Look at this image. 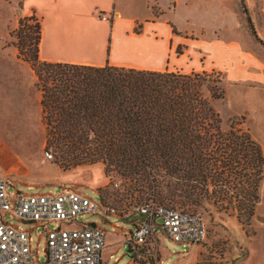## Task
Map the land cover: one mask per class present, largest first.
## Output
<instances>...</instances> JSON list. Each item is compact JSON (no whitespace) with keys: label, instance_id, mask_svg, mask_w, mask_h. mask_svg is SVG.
Returning a JSON list of instances; mask_svg holds the SVG:
<instances>
[{"label":"trees","instance_id":"trees-1","mask_svg":"<svg viewBox=\"0 0 264 264\" xmlns=\"http://www.w3.org/2000/svg\"><path fill=\"white\" fill-rule=\"evenodd\" d=\"M11 36L42 93L51 163L63 171L103 165L118 185L98 190L103 205L165 206L201 214L204 223L208 216L227 217L246 237L254 236L264 151L248 128L241 129L245 117L224 124L218 105L226 98L225 80L219 73L44 62L42 27L33 16L21 19ZM161 261L155 253V264Z\"/></svg>","mask_w":264,"mask_h":264},{"label":"crops","instance_id":"crops-1","mask_svg":"<svg viewBox=\"0 0 264 264\" xmlns=\"http://www.w3.org/2000/svg\"><path fill=\"white\" fill-rule=\"evenodd\" d=\"M263 5L264 0H0V111L6 117L38 123L43 141L37 153L45 155L42 93L36 78L32 80L31 67L19 58L15 44L9 39L21 19L33 16L41 24L40 59L44 62L148 72H218L230 83L242 81L256 85L264 84V41L250 34L248 20L252 21L254 13L262 15L264 20ZM101 15L110 20H100ZM77 49L85 50L86 54L76 53ZM26 68L27 83L25 75L23 80L16 72ZM8 86L23 90L8 97ZM13 107L18 113L15 109L16 114L9 113ZM3 149L13 156L6 157ZM20 154H29L27 141H20L15 149L0 135V172L9 186L16 188L27 185L20 177L32 172ZM13 159H16L14 163ZM28 189L33 191V186ZM101 217L108 223V216ZM117 218L130 223L132 229L137 224L129 218ZM80 224L106 231L98 219ZM115 234L123 236L122 243L127 246L128 235ZM43 237L38 235L37 247ZM110 246L106 231L102 264H109L114 258L107 257ZM129 252L132 257L128 264H151L152 259L155 264L156 252L162 257L161 264H198L203 249L200 244L183 245V252L173 260L178 253L170 252L163 241L155 242L153 237L146 244H130ZM249 258L247 253L242 259ZM250 264H264V261L252 259Z\"/></svg>","mask_w":264,"mask_h":264},{"label":"rangeland","instance_id":"rangeland-1","mask_svg":"<svg viewBox=\"0 0 264 264\" xmlns=\"http://www.w3.org/2000/svg\"><path fill=\"white\" fill-rule=\"evenodd\" d=\"M262 7H264V5ZM250 20L251 19L248 20L250 25L248 27V29H250V34L254 38L259 37L264 41V20L262 15L259 17L257 13H254L252 21ZM109 28L110 26H107V31L110 33L111 30ZM11 33L9 39H11L16 47L17 40L15 37L11 36ZM75 52L83 55L86 54V51L82 49H77ZM20 71L21 70H17L16 72L17 74L22 75V79L25 75V81L27 83V81H29L28 68H26L25 71L23 70L25 74L23 71ZM181 74L186 75L184 72ZM219 74L225 80L224 75L221 73ZM35 78L36 77L33 72L32 80L34 81ZM23 80L21 81V88H23ZM18 87L13 89L11 86H8V97L12 96L15 92L23 90ZM224 88L226 93L225 101L219 103L218 105L224 124L232 118L238 119L240 117H245L246 123L241 125V129L248 128L255 141L264 151V84L251 85L242 81L233 84L225 81ZM242 96H244V98ZM2 108L6 109L5 107ZM15 108L16 107L11 108L9 113L16 114L14 112ZM15 111L18 113L17 109H15ZM38 125V123L36 125L35 121L29 122L28 119L24 120L20 117H17L16 119L6 117L3 115V112L0 111V135H2L5 142L10 144L15 149H18L20 141H27L29 154H20V157L21 159L24 158L23 161L26 168H29L32 171L31 174L20 177L28 183L27 185H18L17 189L14 185L10 184V195L15 194L17 190L26 194H57L61 191L68 190L79 192L84 196L92 198L93 200H100L98 190L106 189V187L108 188V186H110L115 179L107 178L105 176L104 167L101 164L95 166H83L72 171H63L61 168L51 163L43 152L37 153L38 147L43 141L42 129L40 128L39 132L37 128ZM31 127L32 131L30 129ZM3 152L6 157L13 156L9 153V151H7V149H3ZM30 156H32L33 159H30ZM37 159L39 160L37 161ZM14 161H16V159L12 160L13 163ZM29 186H33V191L28 189ZM260 196L261 202L257 206L256 216L253 221L255 234L249 238L248 236H245L246 233L242 230L241 226L235 219H229L227 217L219 219L217 215L215 217H205L209 238L200 244L203 249V254L201 261L198 264H233L237 257L241 254L246 255L247 253H250V258L243 261L242 258L245 256L244 255L240 259L241 262L239 261L238 264H250L252 259L264 261V181L260 189ZM111 204L112 205L110 206L112 207H120L118 202ZM101 216L102 214L84 216L79 219V222H96L97 219L100 220L103 228L106 229L111 239V246L107 250V257L109 260L111 256H114V258L110 260L109 264H128L132 257L131 253L129 252L128 246H124L122 243L123 236L116 235L115 233H122L124 236L129 235V232L132 231V225L121 221L119 218L114 216L106 217L108 223H105L102 221ZM13 224L17 227L23 228L24 230H30L32 228V225L24 224L17 220H14ZM56 225L57 224H53L51 227ZM62 225L66 226L65 224ZM157 236L159 241H163L170 252L178 253L172 257L173 260L177 259L178 255L183 252L182 244L171 241L163 234ZM32 237L33 251L36 252L37 249H39V258L40 260H44L46 246L45 236L42 238L39 248L37 247L38 234L34 232ZM157 255L158 260H162L161 255Z\"/></svg>","mask_w":264,"mask_h":264},{"label":"built area","instance_id":"built-area-1","mask_svg":"<svg viewBox=\"0 0 264 264\" xmlns=\"http://www.w3.org/2000/svg\"><path fill=\"white\" fill-rule=\"evenodd\" d=\"M99 18L110 20L106 15ZM45 156L52 157L47 152ZM113 184L118 187L115 181ZM9 187L0 172V264H102L106 231L79 222L84 216L99 214L124 219H132L136 213L146 216L144 221L137 220L127 244L142 245L160 234L182 245L201 244L207 238L201 214L130 201L115 208L68 190L57 194L16 191L10 195ZM14 220L30 223L33 228L24 230L15 226ZM53 224L57 225L51 227ZM34 232L46 238L44 260L39 258V249L36 252L32 249Z\"/></svg>","mask_w":264,"mask_h":264},{"label":"water","instance_id":"water-1","mask_svg":"<svg viewBox=\"0 0 264 264\" xmlns=\"http://www.w3.org/2000/svg\"><path fill=\"white\" fill-rule=\"evenodd\" d=\"M145 218H146V216L136 213V214H134V215L132 216V219H129V220H139V221H144ZM122 221H123V220H122ZM124 222H125V221H124Z\"/></svg>","mask_w":264,"mask_h":264},{"label":"clouds","instance_id":"clouds-1","mask_svg":"<svg viewBox=\"0 0 264 264\" xmlns=\"http://www.w3.org/2000/svg\"><path fill=\"white\" fill-rule=\"evenodd\" d=\"M135 221H137V220H135Z\"/></svg>","mask_w":264,"mask_h":264}]
</instances>
